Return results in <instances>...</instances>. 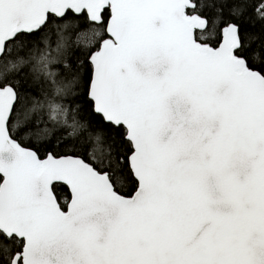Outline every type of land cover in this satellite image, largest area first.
Instances as JSON below:
<instances>
[{"label":"snow or ice","instance_id":"1","mask_svg":"<svg viewBox=\"0 0 264 264\" xmlns=\"http://www.w3.org/2000/svg\"><path fill=\"white\" fill-rule=\"evenodd\" d=\"M0 264H264V0H0Z\"/></svg>","mask_w":264,"mask_h":264}]
</instances>
